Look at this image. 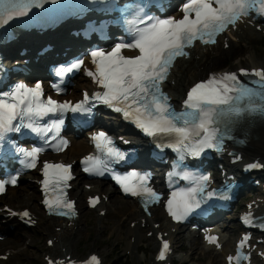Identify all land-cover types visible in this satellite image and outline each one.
<instances>
[{
	"label": "snow or ice",
	"instance_id": "6c2138e0",
	"mask_svg": "<svg viewBox=\"0 0 264 264\" xmlns=\"http://www.w3.org/2000/svg\"><path fill=\"white\" fill-rule=\"evenodd\" d=\"M48 0H0V26L7 25L19 17H26L33 8H41ZM53 3L56 0H52ZM125 20L131 25L130 42L117 43L111 51L94 50L90 53L95 71H88L95 82L104 91L96 92L91 99L105 104L125 119L131 120L146 135L151 137H168L170 142L160 147H169L180 154L183 161L185 154L199 156L205 149L223 151L225 139H232L231 131L245 115L264 116V69H240L243 75H251L258 79L251 81L255 87L241 82L236 72L212 75L208 80L196 83L187 93L183 102V111L177 112L169 102V96L162 90V83L167 79L169 71L177 57H187L186 48L194 46L196 41L203 44H215L216 37L235 26L242 18L253 13L264 16V0H187L181 11L182 18H158L144 14L140 5H128L121 10ZM131 13L133 18L128 19ZM142 25V26H141ZM125 49L138 50V54L129 56ZM84 61L78 60L68 67L57 70L59 76L79 70ZM59 88V85H56ZM91 100L87 92L78 103L70 101L59 102L48 97L44 98L40 83L28 87L20 83L11 92L0 96V142L9 132H20L22 127L30 129L38 135L59 130L63 120H54L44 127L39 126V119L56 113L90 114ZM19 122V123H17ZM52 139H56L53 136ZM96 148L103 154L89 155L84 158V171L94 175H104L109 171V161H121L127 156L115 146L114 141L101 131L92 136ZM244 141H240L243 143ZM47 143V141H46ZM68 144L61 139L55 150L61 151ZM2 146V144H0ZM24 157L25 168H35L42 147L31 150L17 147L15 149ZM239 159V157H237ZM71 165L45 162L43 164V185L45 199L43 203L50 212L56 215H74V202L67 199L68 181L73 179ZM264 165L252 163L248 169L261 168ZM179 172L169 173L178 176ZM150 174L141 175L131 172L126 176L114 174L113 179L125 193L144 198L145 209L148 203L159 202V195L148 186ZM183 179L195 186L181 189L172 194L167 202V210L173 219H185L202 201L219 196L228 199L227 192H206L210 180L207 175L195 176L184 172ZM17 176L0 180V194L6 190V185H16ZM51 193V195H50ZM199 197V198H198ZM99 198H93V207ZM11 211V210H9ZM30 217L28 211L15 213ZM244 223L250 224V217L244 218ZM210 243H217L216 236H208ZM245 236L239 248L246 245ZM51 243V241L49 242ZM169 244L163 241L158 259H166ZM247 257L240 252L229 256V264H240ZM49 264H64V261H49ZM71 264H75L74 261ZM85 264H100L96 256H92Z\"/></svg>",
	"mask_w": 264,
	"mask_h": 264
},
{
	"label": "bare ground",
	"instance_id": "6f19581e",
	"mask_svg": "<svg viewBox=\"0 0 264 264\" xmlns=\"http://www.w3.org/2000/svg\"><path fill=\"white\" fill-rule=\"evenodd\" d=\"M233 33H234V37H233ZM258 35H259V32H257L255 28L251 26L244 28L243 26L240 30L236 32H232L230 34L231 46L229 47L227 51L223 49L221 43L218 45V47H211V48L210 47H206V48L196 47L194 49V54L191 59L178 60L172 72V75H171V78H174L176 80V85L172 86L171 84H169L167 86V89L171 92V94L174 96L175 99L181 98L182 90L184 87H188L195 80H197L198 78H201L202 75L206 74V72H208L209 70H215V68H219L223 64V60L229 58L230 55L231 56L233 55L232 54L233 51H235L237 47L241 46L239 45L238 42H236L238 37L240 38V41L244 43L247 42L248 45L250 43V46L248 47H251L252 43L254 42V40L256 39ZM197 55H200L199 60H196ZM243 64L249 65L251 68H259V67L264 68V63L256 61L255 56L253 55H251V59L248 62L243 61L242 59H238L237 61H234L231 64L230 68L234 69L239 66H242ZM230 68H227V69H230ZM227 69H223V70H227ZM81 86L83 87L84 85L82 84ZM240 132L242 136H245L249 141L246 147L240 148V150L244 152V156L247 158V160H251L252 158H255V157H261L264 162V123H260V122L247 123L240 129ZM89 150H90V147L87 144L86 138L82 137L80 139L74 140L73 145L69 149H67V151H65L62 157H65L66 159H68V161L71 162L75 159H79L81 155L85 154ZM33 177L35 176L32 174H27L25 176L26 182L24 183L22 187V192L16 191L15 195L10 196V198H8L7 200L11 201L13 204H17V206H20L26 203L29 205L30 208H32L34 212L38 213L40 211L39 210L40 206L36 204L37 199H38L37 188L34 182H32V179L28 180V178H33ZM96 183L98 184L96 188H98L99 190L105 191V192L108 191V188L104 186L103 182H96ZM85 193L86 191H84L83 189H80V190L77 189L74 193L75 195H78V200L81 205L83 204L82 200H83ZM110 202H112L111 206H114V210L112 213L115 217V222H117V226H120L119 222L123 220V217H126V218L133 217L134 220H139V224L135 228L132 229L129 226L127 228V233L134 234L137 237V240L135 241L134 244L128 242L126 245V249L133 248L141 240V237L143 234L141 222L143 218H146V223L147 224L149 223L150 229H153L154 219L145 217L135 201L126 200L124 198L118 199L117 197H115ZM104 204L106 203L104 202ZM157 218L158 217L156 216V219ZM5 219H6L5 222L7 225L0 226V229H2L3 231H6L8 226L16 224V221L14 219H10V218H5ZM42 221H43V226L45 230H47L51 238L56 239L53 247L48 248L47 246H45L43 247V250H41V252L45 251L44 256H42V262L44 263L46 262L44 258L45 255L49 256L50 258L53 256L58 258V257H65L66 255L71 254L73 252L75 253V247L80 243V240L82 239L81 238L82 236L80 235L81 233L79 232V230L75 231L73 225L62 226L61 220L55 219V218L43 217ZM52 224L56 225V227H62L61 230H58ZM75 225L81 226L82 225L81 220L79 219L78 221H76ZM164 225L165 224L163 223V226ZM100 227L102 226L100 225ZM235 231H236V227L233 228L232 233ZM14 233L16 234V236H19L16 230L14 231ZM7 238L8 237H6L5 239ZM151 242L153 244L148 246L149 249H152L153 246L156 245L154 244L156 242L155 239L151 240ZM230 243H231V240L230 238H228L225 241V246L226 247L230 246ZM2 245H3V248H5V252H11L12 254L13 261L10 262L11 264H13L15 260L19 258L21 253H24L28 250V248L27 250L25 248L16 250L15 249L16 245L13 241H7L6 243H2ZM38 248L42 249L41 246H39ZM196 249L200 250V248L198 247H196ZM206 249H208L209 251L210 248L207 247ZM197 250L194 252L195 255L198 254ZM33 252L34 251H32V253ZM64 252L66 253L64 254ZM39 253H40V250L39 252L35 251V255L38 259L40 258ZM206 254H209V253L206 252L205 255ZM218 254L221 256V258H219ZM218 254H215V255L213 254L214 257L212 258V262H215L216 264H225L224 259L222 257L223 254L220 252ZM75 256L77 255H74L73 257ZM0 264H5V263L0 261ZM153 264H158V263L153 262Z\"/></svg>",
	"mask_w": 264,
	"mask_h": 264
},
{
	"label": "rangeland",
	"instance_id": "374dc122",
	"mask_svg": "<svg viewBox=\"0 0 264 264\" xmlns=\"http://www.w3.org/2000/svg\"><path fill=\"white\" fill-rule=\"evenodd\" d=\"M248 46H250V43L248 45V43L245 42L241 47L237 48L234 51L232 56L230 55L231 57L229 56L232 61L231 64L234 61H237L238 59H242L243 61L248 62L251 59V55L255 56L256 61L264 63V36L259 39H255L251 47ZM230 58L223 60L224 64L220 66L222 67L220 69L230 68L231 64L229 66L225 65V62L230 60ZM243 65L246 66V64ZM185 89L186 87L183 88L182 93L185 91ZM21 190L22 187L19 188V192H22ZM13 205L15 207H19L17 206V204ZM20 207L26 208L28 207V204L20 205ZM86 210L87 209L85 208L81 210V218L84 223V226L83 229L79 232L81 233L80 235L82 236V239L80 240V243L75 247V253L73 255H77L76 257L78 258H84L91 252H97L104 256L105 264H151L154 254L153 250L149 252L145 248L143 250L140 248L138 249V251H135L132 255H128V257L124 255L126 241L129 236H125V230L122 231V234L124 235V237L122 236V238L119 237L121 231H115V233L111 235V233L114 231H112L113 223L114 225L117 224L114 221V216L112 214L113 211L109 214V216L103 219H99V217H97L96 215V212H88V210ZM38 214L42 216L43 211L40 210ZM100 224L102 227H100ZM22 235V241L17 240V242H15V238H11L4 242H0V244L6 243L7 241H13L16 245V250L22 248H25L27 250L28 248L29 251L27 250L26 252L21 253L19 258L15 260L14 263L16 264H44L42 262V256L44 255L45 251L41 252V250H43V247H45V239L47 238L43 234L38 232V230H26L25 234L24 230H22ZM140 244L145 246L147 242H141ZM37 246H41L42 249H39ZM39 250L40 258L38 259L35 255V251L39 252ZM190 250L191 248L187 249V252ZM32 251L34 252L32 253ZM219 258H221L220 255ZM12 259L13 257L11 258V262L13 261ZM194 259L197 260L198 264H204V262L208 258L206 257L204 260L196 258Z\"/></svg>",
	"mask_w": 264,
	"mask_h": 264
},
{
	"label": "trees",
	"instance_id": "16d2710c",
	"mask_svg": "<svg viewBox=\"0 0 264 264\" xmlns=\"http://www.w3.org/2000/svg\"><path fill=\"white\" fill-rule=\"evenodd\" d=\"M231 61H226L225 64H229Z\"/></svg>",
	"mask_w": 264,
	"mask_h": 264
}]
</instances>
